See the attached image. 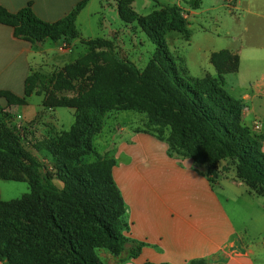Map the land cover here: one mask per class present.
Here are the masks:
<instances>
[{
  "label": "trees",
  "instance_id": "trees-1",
  "mask_svg": "<svg viewBox=\"0 0 264 264\" xmlns=\"http://www.w3.org/2000/svg\"><path fill=\"white\" fill-rule=\"evenodd\" d=\"M88 2H81L63 20L53 24L39 19L31 5L16 14L0 6V24L14 28L16 36L29 41L63 39L64 49L68 50L76 40L82 39L77 19ZM201 4L202 0L189 3L193 11L199 10ZM165 14L172 17L175 31L189 42L190 23L186 17H190V12L173 6L165 8L164 13L155 12L152 18L163 19ZM144 21L139 20L156 49L143 71L132 62L122 60L111 41L82 40V44L92 51H107L115 61V68L95 81L92 89L78 99L46 102L49 108L77 110L76 124L70 133H63L62 141L71 144L79 138L81 151L86 156L95 154L96 161L82 164L77 169L72 167L68 158H59L55 144L46 142L35 146L43 155L56 156L53 174L45 167L32 164L25 154L11 145L9 133L0 131V169L16 167L27 171L30 193L22 197L20 203L33 208L48 228L64 240L66 249L60 244L53 248V252L64 258L63 264H102L95 254L97 249H107L115 255L127 252L131 258L137 259L145 247V244L126 237L130 229L127 207L113 178L116 160L109 155H99L86 138L88 130L101 127L98 119L92 121L91 118V115L96 117L101 112L93 92L108 91L117 96L124 92L145 95L155 103V112L148 121L154 130L145 133L163 141L165 131H169V157L192 159L194 169L212 185H216L234 166L236 177L249 186L251 193L264 197V134L258 135L243 124V104L225 87V77L238 71V54L230 51L213 54L211 64L218 77L207 75L203 79H195L183 60L172 54L165 29ZM126 109L136 108L127 106ZM222 163L226 164L220 168ZM55 181H59L63 188L60 189ZM46 200L62 202L77 209L80 215L78 224H63L62 216L51 209L44 210ZM190 264H208V261Z\"/></svg>",
  "mask_w": 264,
  "mask_h": 264
},
{
  "label": "crops",
  "instance_id": "crops-1",
  "mask_svg": "<svg viewBox=\"0 0 264 264\" xmlns=\"http://www.w3.org/2000/svg\"><path fill=\"white\" fill-rule=\"evenodd\" d=\"M83 1L0 0V6L16 14L31 5L39 19L53 24ZM93 1L89 0L79 15L78 29ZM136 1H141L143 9L150 5L149 0ZM233 10L239 14L228 37L229 47H202V42L215 43L214 36L204 30L196 44L202 55L193 59L196 74L186 57L179 58L191 77L203 79L207 75L218 77L211 64L213 54H238V71L225 77V87L227 77L237 75V86L228 92L243 104V124L251 130L259 125L260 130L254 133L263 135L264 0H237ZM196 12L191 11L190 17ZM188 43L194 45L192 34ZM37 45L16 36L14 28L0 24V107L8 105V98L26 97L28 82L38 66L41 49ZM168 150L169 146L155 136L121 130L109 151L116 160L113 178L127 207L130 229L126 237L145 244L140 256L130 258L127 264H190L199 260L208 264H264V197L251 193L236 173L225 174L212 185L194 169L192 159H173Z\"/></svg>",
  "mask_w": 264,
  "mask_h": 264
},
{
  "label": "rangeland",
  "instance_id": "rangeland-1",
  "mask_svg": "<svg viewBox=\"0 0 264 264\" xmlns=\"http://www.w3.org/2000/svg\"><path fill=\"white\" fill-rule=\"evenodd\" d=\"M190 1L149 0L147 9H143L141 1L137 3L136 0L93 1L92 8L78 23L82 39L76 40L70 49H64L63 39L47 38L36 42L41 51L38 66L28 82L27 96L24 99L8 98V105L0 107V131L9 133L11 145L25 154L32 164L45 167L53 174L56 156L43 155L35 146L46 142L55 144L59 158H68L72 167L77 169L82 164L96 161L95 154L86 156L81 151L79 138L71 144L62 141L63 133H70L76 124L77 110L46 106L47 101L78 99L85 91L92 89L95 81L115 68V61L107 51H92L82 44V40L111 41L116 54L122 60L132 62L143 71L156 48L139 22L142 19L146 24L162 26L165 29L172 54L176 57H186L195 75L197 65L193 59L202 55L201 50H198L200 45H196L200 34H204L202 31L212 34L215 42H202V47L208 45L205 49H226L229 47L228 37L233 29V22L239 13L229 8L225 0H202L197 15L188 17L194 42V45L190 46L191 44L175 31L169 14H165L163 19L152 18L155 12L164 13L165 8L173 6L191 12L193 10L189 5ZM47 42L48 44H45ZM236 78L237 75L227 77V91L237 86ZM92 96L98 100L101 112L96 117L95 114L91 115V118L92 121H95L94 118L98 119L101 127L88 130L86 138L99 155L113 157L109 151L116 134L121 130L135 133L154 130L148 121L155 112V103L145 95L124 92L117 96L104 91L93 92ZM127 106L136 109L127 110ZM169 135V131H165L163 135L162 142L167 145ZM225 164L222 163L220 168ZM228 173H236L234 166L229 168ZM29 180L24 168L0 169V264H63L64 258L61 254L53 252V248L60 244L66 249L64 240L48 228L33 208L20 203V199L30 193ZM55 184L60 189L63 188L59 181H55ZM43 208L51 209L55 214L62 216L63 224L73 226L80 220L78 210L62 202L46 200ZM95 254L102 264H108L109 260H113L112 264H127L131 258L127 252L115 255L107 249H97Z\"/></svg>",
  "mask_w": 264,
  "mask_h": 264
},
{
  "label": "built area",
  "instance_id": "built-area-1",
  "mask_svg": "<svg viewBox=\"0 0 264 264\" xmlns=\"http://www.w3.org/2000/svg\"><path fill=\"white\" fill-rule=\"evenodd\" d=\"M225 1L228 4V7L233 9L237 0H225ZM186 18H188V17H186ZM259 130H260L259 125L254 126V128H253L254 132H258Z\"/></svg>",
  "mask_w": 264,
  "mask_h": 264
}]
</instances>
